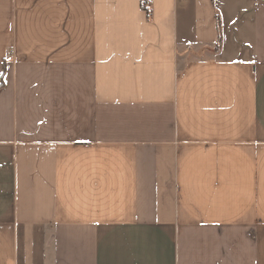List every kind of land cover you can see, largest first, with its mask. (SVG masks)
<instances>
[{"label": "crops", "instance_id": "crops-1", "mask_svg": "<svg viewBox=\"0 0 264 264\" xmlns=\"http://www.w3.org/2000/svg\"><path fill=\"white\" fill-rule=\"evenodd\" d=\"M0 264H264V0H0Z\"/></svg>", "mask_w": 264, "mask_h": 264}, {"label": "trees", "instance_id": "trees-1", "mask_svg": "<svg viewBox=\"0 0 264 264\" xmlns=\"http://www.w3.org/2000/svg\"><path fill=\"white\" fill-rule=\"evenodd\" d=\"M149 15V14H148ZM218 41H217V45L219 44V42H220V34L218 33V39H217Z\"/></svg>", "mask_w": 264, "mask_h": 264}, {"label": "built area", "instance_id": "built-area-1", "mask_svg": "<svg viewBox=\"0 0 264 264\" xmlns=\"http://www.w3.org/2000/svg\"><path fill=\"white\" fill-rule=\"evenodd\" d=\"M151 0H146V2H150Z\"/></svg>", "mask_w": 264, "mask_h": 264}]
</instances>
